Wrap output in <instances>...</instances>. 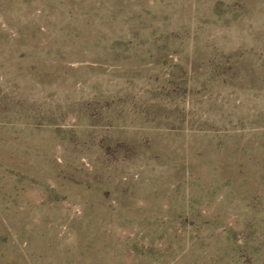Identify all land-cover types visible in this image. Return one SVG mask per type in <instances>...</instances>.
<instances>
[{
    "label": "rangeland",
    "instance_id": "obj_1",
    "mask_svg": "<svg viewBox=\"0 0 264 264\" xmlns=\"http://www.w3.org/2000/svg\"><path fill=\"white\" fill-rule=\"evenodd\" d=\"M0 264H264V0H0Z\"/></svg>",
    "mask_w": 264,
    "mask_h": 264
},
{
    "label": "trees",
    "instance_id": "obj_2",
    "mask_svg": "<svg viewBox=\"0 0 264 264\" xmlns=\"http://www.w3.org/2000/svg\"><path fill=\"white\" fill-rule=\"evenodd\" d=\"M0 258H8V256H6L1 249H0Z\"/></svg>",
    "mask_w": 264,
    "mask_h": 264
}]
</instances>
